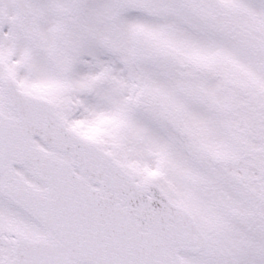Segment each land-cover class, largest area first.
Here are the masks:
<instances>
[{"label":"snow or ice","instance_id":"obj_1","mask_svg":"<svg viewBox=\"0 0 264 264\" xmlns=\"http://www.w3.org/2000/svg\"><path fill=\"white\" fill-rule=\"evenodd\" d=\"M0 264H264V0H0Z\"/></svg>","mask_w":264,"mask_h":264}]
</instances>
